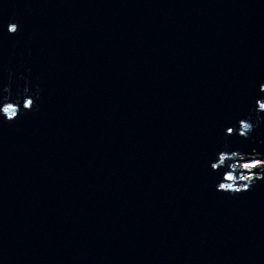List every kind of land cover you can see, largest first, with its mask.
Returning <instances> with one entry per match:
<instances>
[{"label": "water", "instance_id": "95a60500", "mask_svg": "<svg viewBox=\"0 0 264 264\" xmlns=\"http://www.w3.org/2000/svg\"><path fill=\"white\" fill-rule=\"evenodd\" d=\"M9 22L19 24L9 34ZM0 264H264V0H0ZM264 116V113H261Z\"/></svg>", "mask_w": 264, "mask_h": 264}, {"label": "clouds", "instance_id": "9594fccd", "mask_svg": "<svg viewBox=\"0 0 264 264\" xmlns=\"http://www.w3.org/2000/svg\"><path fill=\"white\" fill-rule=\"evenodd\" d=\"M9 34H15L19 31V24L9 22L7 26ZM11 76L9 72V85L4 88L7 93L3 97V103L0 105V116L7 122H12L19 118L21 111H32L38 109L36 101L40 98V89L37 86L35 92L25 86L22 91L16 93L15 99H12L11 91ZM260 91L264 93V84L260 86ZM255 123L252 122V114L246 119L239 121V128H227L226 135L238 134L244 139H248L254 129L264 122V100L258 99L256 101ZM229 143L223 145V149L218 151L217 158L211 163L213 171L225 169L222 174V179L216 185L217 191H222L231 195H237L245 191H250L251 187L258 181L264 179V157L262 154L253 150L251 153H243L238 150L228 151Z\"/></svg>", "mask_w": 264, "mask_h": 264}]
</instances>
